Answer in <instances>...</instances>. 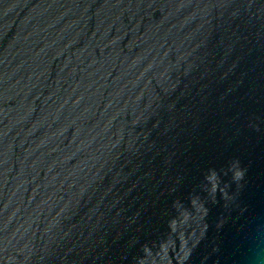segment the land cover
<instances>
[{
	"label": "water",
	"instance_id": "obj_1",
	"mask_svg": "<svg viewBox=\"0 0 264 264\" xmlns=\"http://www.w3.org/2000/svg\"><path fill=\"white\" fill-rule=\"evenodd\" d=\"M0 264H264V0H0Z\"/></svg>",
	"mask_w": 264,
	"mask_h": 264
},
{
	"label": "clouds",
	"instance_id": "obj_2",
	"mask_svg": "<svg viewBox=\"0 0 264 264\" xmlns=\"http://www.w3.org/2000/svg\"><path fill=\"white\" fill-rule=\"evenodd\" d=\"M243 174H244L243 171H240V172L237 173V176H238L239 178H243Z\"/></svg>",
	"mask_w": 264,
	"mask_h": 264
}]
</instances>
